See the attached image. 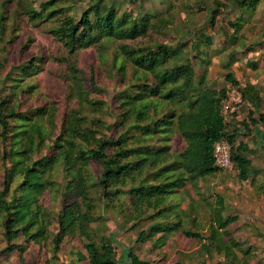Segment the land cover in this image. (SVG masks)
<instances>
[{
	"label": "trees",
	"instance_id": "trees-1",
	"mask_svg": "<svg viewBox=\"0 0 264 264\" xmlns=\"http://www.w3.org/2000/svg\"><path fill=\"white\" fill-rule=\"evenodd\" d=\"M151 1L88 0L81 9L73 0L0 4V55L6 56L0 61V242L5 245L0 264H61L66 244L76 246L67 264H120L112 240L93 227L109 212L129 232L150 225L139 231L136 246L149 245L154 260L141 259L134 247L129 264L165 262L173 236L186 247L198 245L195 253L178 251L173 264H224L212 263L213 255L228 264H247L255 254L249 241L232 236L229 227L238 218L225 215L221 200L204 221L193 205L192 218L182 205L193 192L206 195L200 193L201 182L207 187L211 177L227 171L214 160L215 145L223 140L232 147L237 178L264 193L261 170L252 160L256 151L239 141L245 133L264 129L263 95L253 84L242 86L232 72L225 76L228 88L208 80L215 39L209 30L223 34L229 51L242 41L240 34L258 9H264V0H223L233 2L238 16L223 17L218 24L230 7L214 0L212 29L198 30L188 41L171 32L177 27L175 0H159L166 6L162 11L147 8ZM178 1L186 7L185 0ZM208 7L202 0L193 9ZM21 18L46 26L69 54L55 58L67 65L62 110L34 100L38 89L28 79L43 71L45 57L8 62L6 45L15 41ZM109 43L116 47L108 71L115 92L107 102L95 96L106 89L98 83L88 88L74 58ZM237 53L229 52L226 69ZM233 91L241 92L242 103L228 117L224 106ZM244 105L248 116L238 128L235 119ZM98 208L104 213L98 214Z\"/></svg>",
	"mask_w": 264,
	"mask_h": 264
},
{
	"label": "rangeland",
	"instance_id": "rangeland-1",
	"mask_svg": "<svg viewBox=\"0 0 264 264\" xmlns=\"http://www.w3.org/2000/svg\"><path fill=\"white\" fill-rule=\"evenodd\" d=\"M3 1L4 0H0V4ZM87 1L88 0H73L77 5V9H81L85 6ZM201 1L202 0H185L186 7L178 0L174 1L177 11V27L176 29H172L171 32L175 37L177 36L179 40L188 41L194 37L196 31L208 28L212 29L208 24H210L211 21V11L215 7V5H213L214 0H204L207 1L209 5L207 11L200 12L197 8L193 9V6H196V4ZM221 2L223 4H228L230 9L221 13L217 20V24L223 17L235 19L233 14L235 13L237 15V10L231 9L232 7L234 8L233 2L223 0H221ZM12 5V3L8 4V6L11 7ZM150 6L161 11L166 8L159 0H153L151 3L146 4L147 8ZM189 7L192 9H188ZM263 13L264 9L260 7L254 19L246 25L245 29L240 34L242 36V41H240L237 46L230 48L229 51L224 50L225 44L223 34H217L209 30V33L215 35L214 45L210 49L212 51V64L210 65L208 73L210 85L217 88H228L229 84H227L225 76L227 73L232 72L242 86L246 84L257 86L264 98ZM16 30L17 32L14 34V36L17 35L15 41L13 43H7L6 45V53L9 58L8 62L20 64L37 55L45 57L46 60L43 65V71L33 78L28 79V81L38 89L37 96L34 100H38V103L41 105H50L54 103L57 108L62 110L65 103L66 83L64 81V74L67 65L64 64L65 62H57L55 58H66L69 57V54L65 52L63 46L58 41L47 33L46 26L44 25H37L34 22L21 18ZM230 34H233V31H230ZM243 46L252 48V51L247 52L246 48H243ZM104 48L105 49L101 50L91 48L79 51L75 53L74 62L76 67L83 73L88 88H92L93 84L98 83L100 87L106 89L105 95L96 94L95 96L109 102L115 92V82L111 79L112 74L110 75L108 71H110V64L113 60L116 47L114 44L109 43L106 44ZM233 50H237L238 52L234 57L235 62L231 65L230 69H226L225 66L230 60L229 52ZM5 57L6 56L0 55V61H3ZM249 63L257 64V69H253ZM248 112L249 106L247 105H244L242 109L238 111L235 119L238 121L236 124L238 128H241V122L247 118ZM262 112H264V106ZM253 132L255 135L247 133L241 135L239 141L247 142L250 147L256 151V153L252 155L253 164L261 170L259 178L261 181H264V148H262L264 146V129L260 127ZM199 187L200 193L206 195L199 196L193 192L191 197L186 198L182 208L186 211L187 216L189 218L194 216L190 210L191 205H193L200 221H204L209 210L221 207L218 205V201L221 200L226 208L225 215L238 218L237 222L229 227L232 236L238 238L240 241H249L255 252L251 259H246L247 264H264V193H258L257 190L251 186L250 182L240 181L235 175L234 169L218 173L208 180L207 187L203 186L202 182ZM207 194L212 197H208ZM204 197L207 198L211 206H209L208 202L203 201ZM58 208H56V210ZM97 213L102 214L104 211L102 208H98ZM115 215L114 212L107 213L105 215L107 220L95 224L93 227L97 228L102 235L112 240L117 249L120 264H129L128 252L130 248L134 247L136 254L139 255L141 259L152 262L155 256L151 251V247L145 244L136 246V239L139 231L148 228L150 225L143 224L135 231L129 232L126 230L128 227L124 229L120 224L119 218ZM188 227L190 228V224H188ZM183 241L184 240H180L177 236L171 237L165 250L168 259L159 264H173L178 251L189 249L188 251L182 252L195 253V251L198 250V245H196L195 242H189L186 247ZM4 247L5 245L0 242V249ZM75 249L76 246L66 244L59 255L61 264H67L69 262L71 252ZM237 254L241 258L244 257V255L238 251ZM210 261L212 263H229L219 255H213Z\"/></svg>",
	"mask_w": 264,
	"mask_h": 264
},
{
	"label": "built area",
	"instance_id": "built-area-1",
	"mask_svg": "<svg viewBox=\"0 0 264 264\" xmlns=\"http://www.w3.org/2000/svg\"><path fill=\"white\" fill-rule=\"evenodd\" d=\"M242 103V94L239 91H233L230 94L228 102L224 106L225 116H230L237 112L238 106ZM232 147L229 142L223 140L215 145L214 160L215 165L220 169L233 170L234 165L231 160Z\"/></svg>",
	"mask_w": 264,
	"mask_h": 264
}]
</instances>
